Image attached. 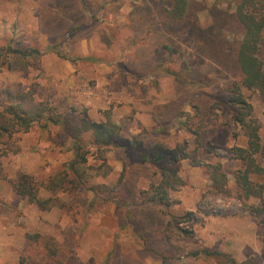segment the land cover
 <instances>
[{
    "label": "rangeland",
    "instance_id": "374dc122",
    "mask_svg": "<svg viewBox=\"0 0 264 264\" xmlns=\"http://www.w3.org/2000/svg\"><path fill=\"white\" fill-rule=\"evenodd\" d=\"M188 1V18L171 23L163 10L172 0H0V48L42 53L27 73L0 69V89L37 83L41 99L60 112L74 109V120L110 118L121 128L120 140L135 135L143 143L129 151L112 148L101 164L90 134L84 135L86 165L98 172L87 186L99 192L51 190V180L62 181L73 158L59 126L34 127L0 147V264H264L256 219L242 206L234 180L241 166L231 149L246 145L225 105L235 73L207 48L211 38L222 39L226 53L236 47L238 0ZM162 41H173L182 54L163 70L192 63L191 75L172 78L154 68L153 51ZM245 96L264 148L262 101L257 92ZM156 129L163 130L166 147L182 145L198 163L143 161L140 151ZM257 161L264 169V152ZM216 163L228 180L222 192L213 191L209 179L208 167ZM161 168L183 181L168 208L148 204L144 195L160 181ZM21 174L33 177L40 201H49L44 209L14 192ZM253 180L264 183V177ZM166 212H191L193 220L179 224L191 236L168 225Z\"/></svg>",
    "mask_w": 264,
    "mask_h": 264
},
{
    "label": "trees",
    "instance_id": "16d2710c",
    "mask_svg": "<svg viewBox=\"0 0 264 264\" xmlns=\"http://www.w3.org/2000/svg\"><path fill=\"white\" fill-rule=\"evenodd\" d=\"M189 7L188 0H172L169 8L163 10L164 18L171 23L184 22L188 18ZM233 18L241 32V39L236 47L226 53L223 40L216 41L215 38H211L207 42V48L213 51L212 56L219 60L221 66L225 64L235 73L234 79L225 88V105L230 110L233 121L241 126L246 137L245 147L231 149L233 158L239 161L241 166L234 176L235 186L242 206L256 219V234L264 243V183L253 180L255 177H264V169L257 161V157L264 152V148L260 144L259 126L251 117L252 107L245 96V91L257 92L264 107V0H238ZM41 56L42 53L36 48L21 49L11 45L1 47L0 69L7 68L11 71L19 70V72L27 73L31 64L39 63ZM181 57L182 54L173 41H162L153 51L154 68H160L172 78H178L184 72L191 75L195 71H193L192 63L188 65L183 62V68L180 71L171 68L163 70V65L171 64L174 58ZM73 111L74 109L70 108L66 112H60L56 106L42 100L41 89L37 83H33L26 90L19 84L14 89H0V147H8L14 136L28 133L34 127L46 130L49 126H59L63 137L71 141L73 158L67 166L68 173L62 181L51 180V190L63 186L61 190L87 188L99 192V186H87L89 178L96 176L98 172L92 174L91 171L95 169L86 165V155L89 153L83 144L84 135L90 134L92 145L97 148L101 164L105 163L103 154L106 151L112 148H122L124 151L134 150L143 143L138 142L135 135L120 140L121 128L110 118H107L104 123L76 121L71 116ZM183 127L191 134L197 135L186 124ZM161 133H163L162 129H156L150 133L153 136L152 142L144 144L143 147H147L146 151H140L143 161L154 166L164 161L177 163L186 159L193 165L198 163L196 153H190V155L182 145L166 147L160 141ZM4 150L0 148V159L5 153ZM208 173L212 190L222 192L228 180L221 164L209 165ZM182 184L183 181L178 175L161 168L158 184L151 185V194L144 193L147 203L155 207H170L172 204L169 198L170 193ZM13 190L18 196L26 198L29 203L41 209H44L49 202L38 199L36 182L28 174H21L17 178L13 183ZM250 199L258 200V204L249 206L246 201ZM166 214L170 218L168 225L174 226L183 235L191 236V232L179 227V224L193 220L191 212L178 217L171 216L168 212ZM196 254L193 253V256ZM18 264H24V260L21 259Z\"/></svg>",
    "mask_w": 264,
    "mask_h": 264
}]
</instances>
